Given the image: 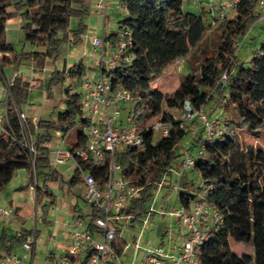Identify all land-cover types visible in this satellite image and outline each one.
Instances as JSON below:
<instances>
[{
    "label": "trees",
    "instance_id": "1",
    "mask_svg": "<svg viewBox=\"0 0 264 264\" xmlns=\"http://www.w3.org/2000/svg\"><path fill=\"white\" fill-rule=\"evenodd\" d=\"M183 1L119 0V4L126 6L127 13L118 21L116 32L105 36V40L109 38L116 46L121 31L130 33L131 45L127 53L132 61L103 69V73L113 88L126 89L140 98L122 108V117L131 118L143 136L144 147H119L115 152L121 174L140 189L122 214L133 217V227L144 218L157 184L183 155L182 151L178 154L179 145L190 132L171 111H181L186 101L194 108H208L215 103L218 110L220 106L230 113L223 120L225 133L208 142L202 157H196L191 151L200 147L203 130L188 148L195 157L194 170L202 183L200 197L217 210L222 219L217 231L197 248L198 264H264V151L245 148L240 138L242 131L264 129V44L247 61H241L237 54V44L260 20V0H242L233 11L234 17L214 20L208 25L204 10L198 15L186 13ZM89 2L0 0V77L6 68L32 66L34 70H44L50 59L52 62L58 60L64 44L70 47L82 44L87 31L85 20L90 15ZM208 13L215 19L211 9ZM13 19L21 20L23 43L29 48L22 53H18L7 40V22ZM72 20L77 23L75 29ZM213 27L218 28L219 34L214 56L203 58L200 53L195 73L189 74L174 93L165 95L154 89L152 83L173 70L178 61L192 57ZM224 72H227V81L223 86H217ZM86 76L82 63L75 64L68 71L62 68L51 73L50 82L44 85L49 96L52 87L69 79L70 84L63 89L65 109L56 112L55 119L38 121L37 134L26 116L24 122L19 117L22 104L29 96L30 84L19 75L14 76L6 101L5 133H0V193L18 171L24 170L30 174L35 186L37 203L42 204L47 199V206L54 204V194L47 186V182L55 180L48 147L53 139L51 132H61L68 141L71 133L78 129V135L68 147L72 150L85 145L83 130L89 120L82 111L77 88ZM157 121L170 126L168 135L158 140L153 130ZM30 135L35 136L34 155L27 146L26 137ZM81 165L99 185L108 181L110 158L100 166ZM79 177L77 171L74 179L80 181ZM197 199L198 196L182 187L180 204L188 208ZM100 215L91 207L88 216ZM25 240V235L3 234L0 249L10 254ZM231 242L252 245L254 257L236 255L231 250ZM123 245L119 231L113 243L114 250L121 254Z\"/></svg>",
    "mask_w": 264,
    "mask_h": 264
},
{
    "label": "built area",
    "instance_id": "2",
    "mask_svg": "<svg viewBox=\"0 0 264 264\" xmlns=\"http://www.w3.org/2000/svg\"><path fill=\"white\" fill-rule=\"evenodd\" d=\"M242 0H218L209 5L212 16L215 19H227ZM111 0H98L94 5L96 15L104 23L107 20L110 10ZM119 9L123 14L127 13L126 6L119 4ZM258 9L261 14L260 20L264 19V0H260ZM259 20V21H260ZM131 45L130 33L121 31L118 34V41L114 49L107 52L105 36L91 37V46L94 51H98L101 56L100 74L96 78L86 76L81 84L80 105L85 117L89 120V125L83 130L86 138L85 145L74 149H56L52 151L55 162L58 165L72 163L83 180L85 190L83 199L85 203L100 212V216L90 217L85 222L81 218H76L71 224H67L69 229L70 243L56 264H128L123 258L130 260L129 264H198L197 248L220 227L222 219L217 210L206 204L203 198L190 203L189 207L182 204L166 211V207L160 211L151 205L140 222L148 229L150 217L157 214L160 218L166 215L177 219L184 234L179 243L165 248L162 243L155 242L159 236V229L155 227L154 239L142 243V233L134 234L130 241L124 235V226L134 228L131 221L132 216H124L122 210L127 206L130 199L139 193L140 189L128 181L122 174L121 168L115 160V152L119 147H135L143 149V136L132 124L130 117L125 119L122 125V108L134 104L140 100L139 95L123 88H113L110 80L104 75L103 69L115 68L120 63H130L132 57L127 53ZM241 42L237 44V52ZM109 49V48H108ZM110 54V60L105 61V56ZM183 60L178 61V65ZM14 78V77H13ZM12 78V79H13ZM227 81V72L221 75L217 86H223ZM216 86V87H217ZM215 87V88H216ZM182 112V126H192L196 122L200 130H203V141L197 149L196 157H202L206 153L208 142L225 133V128L221 120L222 110L214 108L200 107L194 108L189 101L184 103ZM20 120L25 121V115L19 113ZM7 119L6 108L0 111V133H5V121ZM169 124L157 121L153 130L160 131L161 137H166L169 131ZM198 128V129H199ZM32 155L35 154L33 146L27 145ZM190 144L182 147L179 145L183 155L180 159L179 167L173 168L169 173L175 175L174 183L169 184L172 194L180 195L182 191V178L187 172L195 173V157L189 152ZM110 158V170L108 181L102 186L88 172L82 169L83 164L100 166ZM168 173V174H169ZM166 174L157 184L155 195L158 196L165 187ZM167 199H165L166 202ZM13 216L11 210L0 205V219H9ZM161 220V219H160ZM125 221L124 226H115L114 222ZM123 238L124 245L121 254H118L113 247L117 233ZM170 233L169 229L165 235ZM164 235V234H163ZM162 239V238H161ZM35 237L23 244L26 251L33 252L32 244ZM21 257L14 254H4L0 257V264H22Z\"/></svg>",
    "mask_w": 264,
    "mask_h": 264
},
{
    "label": "crops",
    "instance_id": "3",
    "mask_svg": "<svg viewBox=\"0 0 264 264\" xmlns=\"http://www.w3.org/2000/svg\"><path fill=\"white\" fill-rule=\"evenodd\" d=\"M89 1H90L89 2L90 14L94 15L100 21V23L102 24V30L100 32L99 29L97 30L87 29L86 34L83 36L82 44L86 45L87 50L90 51L91 55L96 54L101 60L100 53L98 51H94L91 46V37L94 36L107 37L114 31L116 32L118 21L122 18L123 13L119 9V0H111L110 10L108 12L107 20L103 23L94 11V5L98 0H89ZM193 3L196 4V1H193ZM107 21L109 23V32L107 31ZM6 34H7L8 42L12 43L13 45H15V39L19 41H23L24 32L22 30L21 20L20 19L9 20L7 22ZM106 44L108 50L107 52L110 53L115 46L112 45V42L110 41L109 38L106 40ZM24 49L29 50V48L26 47L25 45H24ZM109 53L105 56V61L110 60ZM100 60H98L99 68H100L99 65ZM78 63H82L81 59L78 60ZM59 68L60 69L66 68V64L65 62L60 63L58 60H56L55 62H52L50 69L46 68L43 70V72L47 75V73H49L50 71L52 73L54 70H57ZM9 69L10 68H6L4 70L3 76L0 77V111L6 108V101L8 98V94L6 91V83L16 75H19V77H22L23 80L27 81L30 84L29 92H31L32 88L36 86L42 89L43 98L45 97V100H47L50 97L46 92V88L44 86L47 82V77L44 79L41 78L42 79L41 80L32 76L31 73H34L35 71L32 66H21L17 69L12 68L13 69L12 75L8 77L7 71ZM80 88L81 85L79 87V90ZM55 107H56L55 105H47V104L44 106V108L41 109H37L34 106L33 107L29 106V107H25L24 109L21 108V113H23L27 117V119L31 121V123L35 128V134H37L39 133V130L36 127L38 121L56 118ZM193 126L194 125H192L191 127ZM199 132L200 130L195 129L193 135L187 137L185 141H183V144L184 145L185 143L186 145L191 144L192 146L195 141L193 137L196 138V136L199 135ZM51 134L53 135V139L51 143H54V146H51L50 143L48 147L50 148L49 158H50L51 171L55 175V180L50 182H56V185L50 186L49 182H47V186L54 194V204L47 206V204L49 203L47 199L42 204L37 203L35 186H33L30 180V174H28L24 170L18 171L14 176L13 180L10 182V184L3 190V192L0 193V205L4 208L11 210L13 213V216L9 219H0V237L3 234H7L9 236L25 235L26 240L24 241V243H26L29 239L31 240L33 237H35V241L32 244L34 248L33 252L26 251L23 247L24 244L23 243L22 245L15 247L10 253L21 257L23 260L22 264H35L34 261L36 258V251L38 248H40L41 251L43 252V255L41 256L42 264H56L57 258L64 253V251L67 249L70 243V237H69L70 231L66 227V225L71 224L78 217L83 219L85 222L86 221L88 222L91 217L88 216L91 213V206L87 205L83 199V194L85 190L83 180L81 176L79 177L80 181L74 179L75 174L77 172L75 165L72 163L58 165L55 162L54 155L52 154V151L56 149L69 148L68 141L61 134V132L52 131ZM28 137L31 142V145L33 146V143L35 141V136L30 135ZM196 151L197 150H192L191 152L193 154H196ZM179 163L180 160L176 162V166L175 168H173V170L178 169ZM169 174L174 175L173 172ZM183 176H184V181L182 182V187L185 191L186 190L190 191L192 187V183L194 181V176H196V174L187 172ZM173 178H175V175ZM66 180L67 182L69 181V190L66 194H64L61 189L62 186H60L61 185L60 183H66ZM171 183L172 181H170V184ZM76 185L83 186L82 191L78 194L74 191L75 190L74 187ZM81 202H83L84 205L87 206L88 210L86 213H84L80 207ZM43 205H46L47 207L43 208L42 207ZM32 216L35 218V228L31 231H24L22 223L19 224L18 222H20L21 220L28 221ZM38 222H41L40 229H38V227L36 226ZM12 224H16L19 227L16 230V232L10 230ZM44 231L48 232L47 242H45V240L41 238V234ZM163 233L165 234V231H163ZM4 254L7 253H5L3 249H0V257H2ZM28 256L30 257L29 261L27 259Z\"/></svg>",
    "mask_w": 264,
    "mask_h": 264
},
{
    "label": "rangeland",
    "instance_id": "4",
    "mask_svg": "<svg viewBox=\"0 0 264 264\" xmlns=\"http://www.w3.org/2000/svg\"><path fill=\"white\" fill-rule=\"evenodd\" d=\"M196 4L193 3V0H184L183 1V10L186 13H191L198 15L204 10L203 16L206 21V24L208 25L210 22H213L214 20L218 19H213L211 15H209L208 11L210 10L209 5L213 2L218 1V0H195ZM203 7V8H202ZM231 17H234V13L232 12L230 16L227 19H230ZM115 22V21H113ZM72 28L75 29L77 27V23L72 20ZM85 24L87 26L88 30L94 29L101 32L102 30V24L100 21L92 14L89 15V17L85 20ZM217 27H213L211 30H209L208 35L206 36V39L203 41V43L198 47V49L195 51L192 57L186 58L182 63L179 65L177 64L176 67L167 72L165 75L161 76L160 78L156 79L152 83V87L156 90H159L165 95L172 94L174 93L180 86V83L189 75L195 73V68H196V61H198V55L201 53L203 58H209L214 56L216 53V50L218 48L219 44V34L217 32ZM107 31L109 32V23L107 21ZM264 44V19L260 20L259 22L256 23V25L250 30V32L247 34V36L242 39L241 45L238 48V58L241 61H247L252 54L260 48L261 45ZM15 50L18 53H22L24 50V43L23 41H19L15 39V45H14ZM82 61L85 73L91 77V78H96L99 73H100V68L98 66V60L100 58L96 55L93 54L91 55L90 51L87 50L86 45L80 44L76 47L71 48L67 44H64L61 47V55L58 58V61L60 63L66 64V71H68L72 66L78 63V60ZM53 59H50L46 66V68L50 69V66L52 64ZM53 69V68H52ZM59 70H61L59 68ZM13 72V69L10 68L7 71V76H11ZM32 76H34L37 79H44L47 77V82H50V75L51 71L47 73V75L43 72V70L35 69L34 73H31ZM41 79V80H42ZM37 81V80H36ZM12 82V78L6 83V91L8 96H10V84ZM70 84L69 79L63 80L58 86L52 87V92L51 96L45 100V97L43 98V93L42 89L39 87H34L32 88V91L29 92V96L26 100L25 103L22 104V108L24 109L25 107H36L37 109L44 108V106L47 105H55V110L56 112L63 111L65 109V93L63 91L64 88H66ZM81 84H78L77 90L79 91V87ZM61 86L63 88H61ZM46 88V87H45ZM45 90V89H44ZM210 109L215 107V103L209 106ZM218 110V109H217ZM219 110L223 111V107L221 108L219 106ZM176 120H182V112L178 111L177 109H173L171 111ZM229 111H223L221 114V120L223 122L224 118L228 116ZM125 124V116L122 117V125ZM186 129H189V135H193V132L195 129L199 128V124L196 122L193 127L186 126ZM200 130V128L198 129ZM79 130L76 129L74 132L71 133L70 138L68 140V144L71 143L74 138L78 135ZM155 138L158 140L161 138V132L157 131L155 132ZM240 138L242 145L245 148L248 147H254L255 150H263L264 151V129L258 130V131H242L240 133ZM27 139V145L31 147V142L29 140V137H26ZM195 140V137H193ZM185 141V139L183 140ZM51 146H54V143H51ZM181 146L184 147L186 146L181 143ZM53 148V147H52ZM181 152L180 148L178 150V154ZM176 163L174 164L173 168H175ZM173 174H169L166 177V183L165 187L163 190L160 192L158 196L154 195L152 200L150 201L148 208L154 204V208L158 211H160L162 208L166 207V211H169L173 209L174 207L178 206L179 204V195L178 194H172L171 197H168V193L171 190L170 188V181L174 183L175 178H173ZM184 181V176L182 178V182ZM50 186L56 185V182H49ZM59 184V183H58ZM61 184V185H60ZM59 185L62 186L61 189L64 194H66L69 190V181L66 183H60ZM202 186L201 181L199 178L194 176V181L192 183L191 190L188 191V193H193L194 195L198 196L200 198V193H199V188ZM74 191L78 194L82 191L83 186L82 185H76L74 187ZM165 199L166 202H165ZM81 209L83 210L84 213L87 212V206L84 205L83 202H81ZM86 218V217H85ZM146 216L144 217V219ZM161 219V220H160ZM88 220V219H87ZM150 226L148 229H144L145 226L143 225L142 222H136L134 225V228H130L129 226L125 225V221H116L114 222V225L117 226H124L123 233L124 235L128 236V241L131 240L132 236L134 234H141L142 233V243H145L147 240L152 241L154 239L153 232L155 231V227H158L160 233L159 236H157L155 242L158 244L162 243V245L165 248H170L171 245H174L176 243H179L180 240L182 239V235L185 233L184 229L181 226V223L175 219L171 218L170 216L166 215L164 218H160L157 214H153L150 217ZM19 224L22 223L24 231H31L35 228V218L32 216L30 220H21L18 222ZM38 229L41 227V222H38L37 225ZM19 227L16 224H12V227L10 228L11 231L16 232V230ZM170 233L168 235H165L163 231L168 230ZM164 234V235H163ZM41 238L45 240V242L48 241V232L44 231L41 234ZM162 238V239H161ZM231 250L238 256L241 255H250L254 257V248L252 245H244V244H236L235 242H231L230 244ZM43 255V252L41 251L40 248L37 249L36 251V258L34 263L35 264H42L41 256ZM28 261L30 257L28 256ZM123 261L126 263H130V260L128 258H123Z\"/></svg>",
    "mask_w": 264,
    "mask_h": 264
}]
</instances>
